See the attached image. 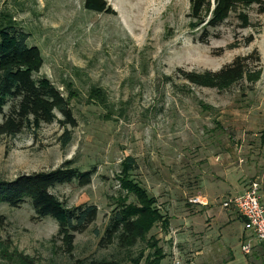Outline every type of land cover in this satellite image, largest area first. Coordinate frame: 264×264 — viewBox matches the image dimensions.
I'll list each match as a JSON object with an SVG mask.
<instances>
[{"label":"rangeland","instance_id":"374dc122","mask_svg":"<svg viewBox=\"0 0 264 264\" xmlns=\"http://www.w3.org/2000/svg\"><path fill=\"white\" fill-rule=\"evenodd\" d=\"M104 2L115 15L88 12L83 0H0V13L40 52L43 64L35 78H47L68 97L76 122L67 127L71 142L65 149L56 121L36 135L0 138V180L52 171L70 160L80 171H94L90 185L56 186L51 193L68 208H97L96 221L75 236L71 255L55 238V222L35 219L27 202L18 209L0 205L6 219L0 238L38 264L112 258L143 264L150 239L162 250L161 264H225L242 230L238 215L221 204L251 182L261 185L264 173V14L251 12L255 27L245 30H237L231 18L208 30L202 44V29L190 27L189 0ZM248 35L251 44L227 49ZM252 51L260 59L254 85L218 92L190 86L176 75L177 70L216 72ZM91 87L103 90L107 109L89 103ZM127 157L135 163L131 179L154 198L168 229L156 224L124 251L101 249L93 232L101 236L122 203L125 193L117 178ZM196 196L207 207L188 204ZM126 203L135 201L129 197Z\"/></svg>","mask_w":264,"mask_h":264},{"label":"trees","instance_id":"16d2710c","mask_svg":"<svg viewBox=\"0 0 264 264\" xmlns=\"http://www.w3.org/2000/svg\"><path fill=\"white\" fill-rule=\"evenodd\" d=\"M190 27L202 29L198 41L207 43L208 30H214L229 19L236 23L237 30L254 28L250 13L264 14L263 0H189ZM83 8L88 12L115 15L104 0H83ZM28 35L20 30L8 14L0 13V138H15L23 132L32 135L44 125L55 121L63 132L58 138L61 149L71 142V133L76 122L69 107L68 97L45 77H38L42 58L36 47L28 46ZM252 35L235 39L227 49L248 46ZM260 62L256 51L236 57L231 63L216 72H184L177 70L176 75L195 88L228 91L235 85L247 83L254 85L260 78L256 65ZM68 89L70 86L67 85ZM69 93V92H68ZM91 104L107 109L106 95L100 88L91 87L88 92ZM57 116L60 120H57ZM135 169L132 158L127 157L120 165L117 178L120 192H124L122 203L108 218L100 236L97 230L93 234L99 237L98 247L106 249L115 246L124 251L143 239L154 225L160 224L167 231L168 221L156 208V202L145 189L131 179ZM93 170L80 171L70 160L59 168L48 172L22 174L11 181L0 180V205L18 209L27 202L35 219L50 218L57 225L55 238L60 242L65 254L74 250L76 235L85 233L97 219V208L93 205L68 208L51 190L56 186L75 184L78 188L90 185ZM133 197L135 203L127 204ZM6 225V219L0 215V231ZM150 252L143 264H161L164 259L161 248L151 239ZM118 258L91 259L85 264H121ZM137 264V262H134ZM0 264H38L33 257L18 251L12 242L0 238ZM81 264V263H80Z\"/></svg>","mask_w":264,"mask_h":264},{"label":"built area","instance_id":"2783aa9c","mask_svg":"<svg viewBox=\"0 0 264 264\" xmlns=\"http://www.w3.org/2000/svg\"><path fill=\"white\" fill-rule=\"evenodd\" d=\"M259 190L260 183L251 182L242 193L224 199L221 207L238 215L243 224V231L255 239L264 253V206L260 203ZM188 204L201 207L208 205L205 199L198 196L190 198ZM241 251L249 254L250 245L242 244Z\"/></svg>","mask_w":264,"mask_h":264},{"label":"crops","instance_id":"0c3cea01","mask_svg":"<svg viewBox=\"0 0 264 264\" xmlns=\"http://www.w3.org/2000/svg\"><path fill=\"white\" fill-rule=\"evenodd\" d=\"M261 179L262 182L260 185L259 196H260V203L264 206V185H263L264 173L261 175ZM240 193L237 192L235 194H240ZM235 194H231L230 196ZM195 207H200V206H195ZM241 230L242 232H240L238 236L233 238L234 244L232 243L233 245H231L230 250H228L225 264H264V253L262 249L249 233L243 231L242 222H241ZM227 234L229 237L230 234L229 233ZM244 243H248L250 245V252L247 255H243L241 251V246Z\"/></svg>","mask_w":264,"mask_h":264}]
</instances>
